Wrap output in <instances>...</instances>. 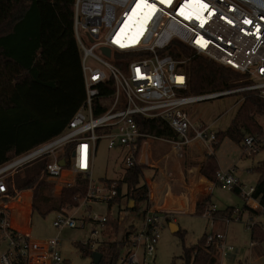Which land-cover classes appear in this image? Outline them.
Segmentation results:
<instances>
[{"label": "built area", "instance_id": "built-area-1", "mask_svg": "<svg viewBox=\"0 0 264 264\" xmlns=\"http://www.w3.org/2000/svg\"><path fill=\"white\" fill-rule=\"evenodd\" d=\"M204 2L208 8L203 12V27L196 19L186 20L178 15L179 5L184 0H172L171 6L158 4L159 11L137 37L134 28H124L135 0H75L74 34L81 51L85 101L63 133L0 167V195L9 197L7 180L11 174L41 157H48L50 160L44 172L47 179H60L63 186L74 185L70 177L77 174L89 179L87 193L80 205L72 211H58L53 225L62 231L65 228L85 229L91 223L90 238L80 243L99 252V246L110 241L100 238L106 223L117 220L125 231L123 238L116 241L120 250L113 264H149L145 259L154 255L165 224L175 221V210L159 208L150 202L146 207L137 208L134 203L131 208V201L125 200L124 209H120L115 217L112 212L92 214L91 207L86 215L79 216L78 212L83 203L88 205L91 201L111 204L119 192L117 182L98 184L92 179L100 139L107 141L109 149L127 148L123 160L126 170L139 163L135 152L142 151L145 141L152 136L140 130L137 116L162 119L178 136L177 139L162 140L167 145L162 149V160L167 174H171V164L176 160L174 172L179 176L183 173L185 153L194 142L211 146L218 142L217 131L213 128L216 123L195 125L186 110L187 105L247 92H256L264 99V0ZM174 40L240 73L245 76V82L201 94L189 93L190 79L183 68L187 60H176L168 49ZM103 47L110 48V55ZM110 80H113V92L102 95L99 86ZM98 106L104 110L97 115ZM141 138L144 139L140 145ZM241 144L248 156L264 152V130L259 135H245ZM70 145L68 155L66 150ZM62 159L66 166L61 165ZM240 171L237 165L219 169L216 181L230 189H239L246 205L259 211L255 215L246 212L247 225L264 229V206L254 197L255 185L248 187L239 176ZM172 179L170 182L177 184L179 177L174 175ZM162 187L167 192L175 189L168 188L164 175ZM216 210L211 204L202 214L212 222L213 229L207 233V242L219 241V264H222V259L230 261L228 255L237 254L238 249L227 244L226 233L215 230L216 219L212 212ZM0 216V236L7 243V249L0 253V264H17L19 261L23 264H66L60 249V233L44 241L36 240L12 224L11 210L2 204ZM244 216L238 208L232 217L223 220L230 223L242 220ZM256 244L252 240V246Z\"/></svg>", "mask_w": 264, "mask_h": 264}, {"label": "trees", "instance_id": "trees-1", "mask_svg": "<svg viewBox=\"0 0 264 264\" xmlns=\"http://www.w3.org/2000/svg\"><path fill=\"white\" fill-rule=\"evenodd\" d=\"M74 1L0 0V167L63 133L85 101L81 51L74 34ZM168 49L176 60H187L183 68L190 79L189 93L201 94L228 88L237 77L231 69L195 53L191 47L177 40L172 41ZM99 87L102 95H108L114 90L113 80ZM103 110L98 106L95 113L98 115ZM259 115H264V99L256 92L244 93V99L229 126L217 132L218 142L213 151L227 136L240 143L247 134H261L264 128L257 121ZM136 121L140 130L152 137L178 138L162 119L137 116ZM143 139L139 140L140 145ZM70 149L71 145L66 150L68 155ZM139 153V150L136 151L135 156L139 157ZM49 160L46 157L34 161L18 170L12 178L15 190L11 197L19 191L32 190V214L36 209L46 214L74 207L87 193L89 179L81 174L76 184L64 187L59 196H54L53 183L44 173ZM142 166L143 169L147 167ZM255 169L260 175L254 197L264 206V161L258 163ZM218 170L219 163L213 152L206 160L202 174L218 185L221 184L216 181ZM22 171H26L25 176L21 175ZM114 181L117 182L103 179L105 183ZM201 182L211 186L198 173L194 184L201 185ZM117 183L119 192L112 203L120 204L125 199L124 189L128 199L136 204L135 208L139 207V202L149 203V188L139 164L128 168ZM8 189L10 194V187ZM232 190L240 194L239 189ZM207 194L199 191L195 201ZM9 198L0 195V199ZM211 204L208 196L197 203L195 213H202ZM170 208H173L172 205ZM236 209L238 207L230 206L223 211L216 210L212 215L217 221L220 217H232ZM240 210L242 214L250 212L255 215L259 212L246 204ZM120 228L117 220H110L103 233L117 235ZM251 230L252 240L257 243L264 241L263 228L254 226ZM120 235L119 240L123 238V234ZM77 244L84 254L92 255L93 251L88 246ZM98 250L103 255L99 264H113L120 245L109 241L100 245ZM181 258L183 264H219V241L207 242L205 233L198 244L184 247ZM17 264L23 263L19 261Z\"/></svg>", "mask_w": 264, "mask_h": 264}, {"label": "rangeland", "instance_id": "rangeland-1", "mask_svg": "<svg viewBox=\"0 0 264 264\" xmlns=\"http://www.w3.org/2000/svg\"><path fill=\"white\" fill-rule=\"evenodd\" d=\"M86 44H88L87 41ZM89 63H92V59H89ZM231 71L237 76L235 81L232 82L231 86L245 82V76L236 71ZM243 97L244 94H230L214 99L198 101L187 105L186 110L195 125H207L215 122L216 124L213 125V128L216 129L217 132H220L224 131L229 126L231 120L238 110V107L240 106L237 105V102L241 100L243 101ZM257 121L264 128V115L257 116ZM97 132L98 135H101L100 130H97ZM151 138L154 140L156 139L155 137ZM163 139L168 138L162 137L160 141ZM157 140L158 139H156V141ZM157 142H159V140ZM202 146L203 145L201 142H194L195 157L199 160H195V162L190 164V169H195L197 165H200V161L203 160L206 149L205 147H203V149ZM126 152L127 148L125 147L109 149L107 146V141L105 139H100L98 141V149L95 156L92 179L98 184L103 182V179H112L118 182V180L124 176L126 171L125 165L123 164ZM215 155L218 160L220 170H225L233 165H237L241 170L239 176L243 179L244 183L248 187L256 185L260 174L258 171H256L255 167L258 163H262L264 161V152L255 154L254 156H248L244 153L241 142H235L227 136L222 140L219 147L215 150ZM41 158H39L37 161H39ZM144 170L152 186L158 188V191L154 196L155 199L159 198V208L166 209V206L169 205L167 203V193H165L163 196L160 195L161 192L159 187V179H161V176H158L156 173L157 170H154L150 167H146ZM25 172L26 171H22L21 175L25 176ZM14 175L15 174L11 175L8 179V184L11 190L9 197L11 200L9 199L10 201H8V199H0V204H3L7 201L9 202L8 207L15 211L13 205L18 199L21 198L24 192L32 193L30 194L32 195V198L33 192L31 189L22 190L17 192L14 197H11L13 195L12 191L15 190V186L12 185V178ZM79 175L81 174L71 176L70 180L76 184ZM152 176L155 178L154 181H151ZM50 181H52L54 186L52 191L54 196H59L63 188L68 187L63 186L60 179ZM124 192L126 195L124 197L125 199H122L120 204L113 203L111 211L108 202L91 201L88 203V205H85L84 203L81 205L78 215H86L88 208L91 207L92 214L97 212L102 214L112 212L111 215L115 217L118 215L120 209H124L126 205L125 200H129L126 189H124ZM80 201L76 206L80 205ZM210 201L212 205L215 206V209L219 211H223L230 206L242 208L246 204V200L241 194H237L232 189L223 184L213 186L211 190ZM138 205L140 207H146L147 203L139 202ZM74 207H66L64 210L72 211ZM189 209L190 208H188V210ZM202 213L196 214L195 212L186 210L175 211V221L165 224L161 230V237L156 246L154 255L147 256L145 261H147L149 264H183L181 255L183 254L184 247H190L192 245L198 244L203 235L205 233L211 232L213 229L211 220L205 217ZM247 214L248 213H245L244 219L232 220L230 223H226L222 217L216 221L215 230L226 233L227 244L238 249L235 260L227 262L222 259V264H264V241L259 243L260 245L257 247L253 248L252 230L246 223ZM57 215L58 213L54 210L43 214L41 211L36 209L33 212L30 221V226L32 229L31 236L36 240L44 241L51 237H55L60 233V249L64 259L66 260V264H94L92 255L84 254V252L81 251L79 244H77L90 238V232L93 228V225L89 223L85 229L65 228L64 230L60 231L53 225ZM172 223H175L180 231H173L171 227ZM120 226L121 228L117 235L103 233V235L100 237L101 240L108 239L111 242H116L119 240L121 238L120 234H124L125 231L124 226ZM6 249L7 243L0 236V253Z\"/></svg>", "mask_w": 264, "mask_h": 264}, {"label": "crops", "instance_id": "crops-1", "mask_svg": "<svg viewBox=\"0 0 264 264\" xmlns=\"http://www.w3.org/2000/svg\"><path fill=\"white\" fill-rule=\"evenodd\" d=\"M156 139H158L159 142H157L158 140L156 141ZM156 139L154 140L153 138H149L145 141L144 146H143V150L140 151L139 157H138L139 166L141 167L142 165H145V166L150 167L154 170H157L156 173L158 174V176L159 175L161 176V179H159V184H160L159 187H160V192H161L160 195L163 196L165 193H167V203L169 205H172V207H173V208H169L170 206L167 205L166 209H173L175 211L186 210V211H190V212H195L197 203L200 201H203L208 196H210L211 190H212L213 186H215L214 181L210 180L209 178H207L206 176H204L202 174V168H203L206 160L208 159V157L213 152H215V151H213L214 145L211 146L210 144H204L201 142L203 145L202 148L205 147L206 152H205L203 160L200 161V165H197V167L195 169H190V164L195 162V160L197 161L199 159L195 157L194 144L191 147H189V149H187V152L185 153V155L186 154L187 155L184 157V165H183L184 167L182 169L183 173L179 174V176H178L174 172V170H176L174 168L177 167V162H175L176 160H174L173 164H171V168H172L171 174H167V172H165L164 163L162 160V149L166 146V144L163 141H160L161 140L160 138H156ZM141 169L144 172L145 181H146L148 188H149V190H148L149 202L155 203V205L157 207H159V205H160L158 202L159 198L155 199V196H154L156 194V192L158 191V188L153 187L152 184L149 182L147 175L145 173V170L143 169V166L141 167ZM198 173L201 177L207 179V181H209L211 183V186H209L208 184H205L203 182H201V185H195L194 183L196 181V177H197ZM11 175H13V174H11ZM163 175H164L165 180H167V182H168V188L171 186L173 188H175V189H173V191L167 192V190H163V187H162ZM174 175H176L177 178L179 177V179H177V184H175L174 182H170V181H173L172 177ZM9 177H8V179H9ZM154 179L155 178L152 176L151 181H154ZM174 180H176V179H174ZM169 182L171 185L169 184ZM161 187H162V189H161ZM199 191H205L208 194L203 197L204 199L202 198V199H198L197 201H195L196 195ZM30 194H32V193H30V192L25 193L24 192V194L21 196V198L19 197L20 199H18L17 202L13 205V207L15 208V211L12 208L8 207L9 202H7V201L4 202L2 205L8 207L11 210L12 224H14L16 226V228H19V229L23 230L24 232L31 235L32 229L30 226V221H31V216H32V195H30ZM9 199L11 200V198H9ZM10 200H8V201H10ZM188 208H190V209L188 210ZM258 245H260V244L257 243L256 246H254L253 248L257 247ZM236 256H237V254H235V253H230L228 255L230 261L235 260ZM230 261H227V262H230Z\"/></svg>", "mask_w": 264, "mask_h": 264}, {"label": "snow or ice", "instance_id": "snow-or-ice-1", "mask_svg": "<svg viewBox=\"0 0 264 264\" xmlns=\"http://www.w3.org/2000/svg\"><path fill=\"white\" fill-rule=\"evenodd\" d=\"M158 4L171 6L172 0H135V7L132 9L131 14L128 15L124 28L127 29L131 26L135 29V35L138 37L145 30L148 21L159 11ZM206 8H208V5L204 0H184V3L179 5L178 15L186 20L196 19L203 27L205 23L203 12ZM117 35L119 36V33ZM199 42L198 40L197 43ZM121 46L123 47L124 45L121 44Z\"/></svg>", "mask_w": 264, "mask_h": 264}, {"label": "water", "instance_id": "water-1", "mask_svg": "<svg viewBox=\"0 0 264 264\" xmlns=\"http://www.w3.org/2000/svg\"><path fill=\"white\" fill-rule=\"evenodd\" d=\"M103 51L107 54L110 55V48L108 47H103ZM61 165L66 166V161L64 159L60 160ZM132 204L130 205V207L132 208L134 206V201H131ZM171 227L173 229V231H177L178 230V226L175 223L171 224ZM92 259H93V263L94 264H99L102 260V254L98 251L93 252L92 254Z\"/></svg>", "mask_w": 264, "mask_h": 264}, {"label": "bare ground", "instance_id": "bare-ground-1", "mask_svg": "<svg viewBox=\"0 0 264 264\" xmlns=\"http://www.w3.org/2000/svg\"><path fill=\"white\" fill-rule=\"evenodd\" d=\"M14 225V224H13ZM15 226V225H14ZM16 227V226H15Z\"/></svg>", "mask_w": 264, "mask_h": 264}]
</instances>
